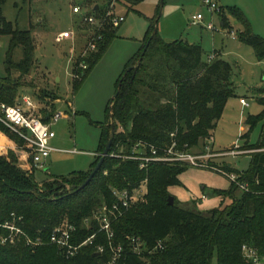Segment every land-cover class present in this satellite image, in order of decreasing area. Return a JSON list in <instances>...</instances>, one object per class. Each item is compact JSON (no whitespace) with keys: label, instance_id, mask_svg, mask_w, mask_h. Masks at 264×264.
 <instances>
[{"label":"trees","instance_id":"trees-1","mask_svg":"<svg viewBox=\"0 0 264 264\" xmlns=\"http://www.w3.org/2000/svg\"><path fill=\"white\" fill-rule=\"evenodd\" d=\"M91 1L98 5L92 10L101 16L112 0ZM123 1L134 4L139 0H116V3ZM4 2L0 0V35L6 34L9 39L4 58L5 75L0 76V100L13 104L18 84L10 81L11 70L29 72L35 45L30 29L14 26L2 14ZM219 10L221 24L226 25L227 14L221 7ZM228 11L243 23L238 39L251 45L259 58L263 57L264 38L253 32L238 8L229 6ZM156 21H150L139 49L117 78L116 88L121 79L118 92L109 99L107 107L109 120L101 123L99 153L88 170L53 176L38 186L33 174L17 165L13 149L0 153V220L10 218L13 212L21 216L16 223L31 238L42 240L35 246L22 239L14 243L0 242V264H108L116 246L121 249L113 264H245L241 252L244 243L264 255L262 97L259 98L262 110L247 115V131L241 134L244 142L239 149L249 150L248 167L238 170L224 164L227 169L241 173L239 177L247 182L248 189L236 195L237 186L231 181L227 188L214 189L218 194L229 196V203L220 202L207 212L183 207L175 197L170 204L168 187L180 182L178 174L187 164L151 161L141 168L137 160L122 156L129 154L138 140L154 145L159 151L172 142L176 148L190 150L200 141L211 140L212 129L226 100L235 95L232 67L227 61L219 57L204 59L199 43L180 38L163 39ZM100 31L102 37L97 41V48L79 57L85 66L73 67V90L116 36V27L110 25ZM17 46L22 50L18 60L13 58ZM50 107V111L45 110L46 117L53 112V104ZM117 123L122 130H116ZM257 123H261L258 138L249 142L248 133ZM0 130L18 147L23 144V139L1 122ZM108 138L112 139L109 154L89 181L78 188L99 159ZM142 183L145 185L142 196L113 220L111 238L94 219L86 226L85 218L103 202L109 204L114 200L112 187L131 190ZM64 219L75 226L71 234L73 244L93 235L90 242L81 244L69 255L48 241L52 228ZM1 231L8 230L1 228ZM137 242L142 243L139 253L133 249ZM157 243L161 247H155ZM97 245L103 249L98 251Z\"/></svg>","mask_w":264,"mask_h":264},{"label":"rangeland","instance_id":"rangeland-1","mask_svg":"<svg viewBox=\"0 0 264 264\" xmlns=\"http://www.w3.org/2000/svg\"><path fill=\"white\" fill-rule=\"evenodd\" d=\"M160 1L139 0L134 4L123 1L112 6L115 12L124 15V19L118 25H111L116 27V36L88 70L76 90L72 87L73 67H82L79 57L86 55L91 34L88 24L72 11V6L80 4L88 9L92 1L5 0L2 4L5 18L20 29H30L35 45L29 72L24 74L16 69L11 70L10 81L18 84L14 99L27 92L36 101L35 108L31 109L33 113L43 114L44 107L50 111L52 103L54 111L61 113L56 119L52 116L48 118L55 133L51 143L57 150L46 159V169L30 165V169L34 168L33 178L38 186H42L44 180H50L52 175L68 176L74 170L90 168L93 154L98 150L101 123L109 120L107 107L115 93L117 78L128 59L139 49L145 30L154 19L157 20V31L163 39L180 38L199 43L204 58L215 53L232 67L231 79L235 84V95L228 97L223 113L212 129L213 143L209 140L199 142L190 151H227L232 144L234 149L243 144L241 134L247 131L245 118L263 108L259 100L261 90L254 88L264 86V56L259 58L251 45L238 39V31L243 28V23L228 11V7L238 8L253 32L264 38V0H215L227 14L226 25L220 23V10L211 13L203 0ZM197 13H201L203 18L198 23H192L191 16ZM211 20L215 29L206 28ZM222 26H227L226 32ZM69 29L74 31L72 38L55 40L58 32ZM232 31L236 36H232ZM8 39V35H0V76L5 75L4 58ZM21 56V47L17 46L13 58L18 60ZM48 81L54 88L48 87ZM240 96L246 98L248 105L240 104ZM56 98L59 100L56 101ZM260 128L261 123L252 127L248 133L249 142L257 140ZM122 129L121 124L117 123L116 130ZM114 155L118 154L115 152ZM209 160L220 165L226 163L240 170L248 167L250 158L247 153L239 152L216 154ZM178 178V184L169 186L170 194L176 197L181 206L202 212L220 203L215 187L227 188L230 185L229 178L224 174L191 164L186 165ZM66 187L70 185L67 183ZM240 192L241 189L237 187L235 193Z\"/></svg>","mask_w":264,"mask_h":264},{"label":"built area","instance_id":"built-area-1","mask_svg":"<svg viewBox=\"0 0 264 264\" xmlns=\"http://www.w3.org/2000/svg\"><path fill=\"white\" fill-rule=\"evenodd\" d=\"M208 6L211 13L219 9V5L215 0H203ZM116 0H112L109 4L107 11L99 16L94 13L91 8H83L80 4L72 6V11L78 13L79 16L88 24V31L91 34V39L88 42L86 54L89 51L97 48V41L101 39V29L111 25H118L123 19L124 15L120 12L113 10V5ZM203 15L201 13L193 14L191 16L192 23H198L202 20ZM207 29H215V24L211 20L206 24ZM74 34L73 30H62L55 36L56 41H61L65 38H72ZM85 55V54H84ZM83 56V55H82ZM213 57L212 54L208 55V60ZM82 66H85L83 61ZM240 102L247 105L248 102L244 97H240ZM32 108H35L34 102L27 94H22L20 99H17L15 103L10 104L0 100V122L6 125L9 129L15 132L23 139V144L18 147L27 152V155L31 159L32 166L34 168H44L45 159L49 156L54 147L50 144L51 137L54 136V131L50 126L48 120H44L41 115L32 112ZM59 111H54L52 118L56 119L60 116ZM244 150L231 148L230 150H216L213 152H192L186 149L176 148L175 143L164 147L159 151L154 145L138 140L135 142L131 152L129 154H122L123 157L135 159L138 161L139 167H146L151 161L162 162H183L185 164H191L195 166L207 167L216 170L229 178L238 188L241 190H247L248 184L245 180L241 179L240 172L227 169L224 165L212 163L209 158L216 154H237ZM114 154V153H110ZM144 189V191H142ZM142 191V192H141ZM111 192L114 196V200L107 204L103 202L98 206L91 214L90 217L84 219L86 226L88 227L91 219H94L99 228L103 230L109 238L113 236L112 222L119 216L123 215L130 204L139 199L145 192L144 183L139 187H134L129 190L127 187L118 188L112 187ZM21 216H16L11 212V217L5 220H0V242L14 243L16 240L22 239L25 243H41L40 237L32 239L24 229L16 223L20 220ZM7 229V233L1 231ZM75 226L66 221L65 219L56 224L50 231L48 241L54 243L62 251V253L69 255L75 252V250L84 243L90 242L93 235L80 241L78 244L71 242V234ZM142 243L137 242L133 244V249L136 252H141ZM161 247V243H157L155 247ZM98 251L103 248L101 245H97ZM114 249V255L108 264H113L121 247L116 246ZM241 252L245 258V264H264V255L260 254L258 250L246 243L241 245Z\"/></svg>","mask_w":264,"mask_h":264},{"label":"crops","instance_id":"crops-1","mask_svg":"<svg viewBox=\"0 0 264 264\" xmlns=\"http://www.w3.org/2000/svg\"><path fill=\"white\" fill-rule=\"evenodd\" d=\"M94 6L95 5H93V3H92V5L90 6V8L92 7V9H94ZM121 13V12H120ZM220 23H221V20H220ZM222 25V24H221ZM222 29H223V31H227V27H224V26H222ZM232 36L234 37V36H236V34L232 31ZM212 54V53H211ZM209 55V54H208ZM208 55H207V57L206 58H204L203 57V55H202V57L204 58V59H207L208 60ZM213 55V57L212 58H216L217 56H216V54L215 53H213L212 54ZM211 60V59H210ZM46 84H47V82H45ZM233 83H234V81H233ZM235 85V84H234ZM48 87L49 88H54L53 86H52V84H50V81H48ZM254 89H258V90H261L260 92L262 93V96H260V98L262 97L263 99H264V92L262 91L263 89H264V86H255V88ZM22 94H27V95H29L27 92H23V93H21L20 95H18L17 96V99H20V97H21V95ZM34 96V95H33ZM29 97L32 99V101L34 102V105L36 106V101H35V99L32 97V95H29ZM240 97H243V96H240ZM240 97H239V99H240ZM245 98V97H244ZM16 99V100H17ZM246 99V98H245ZM15 100V101H16ZM59 100V98H56V101H58ZM247 101V100H246ZM69 102V101H68ZM226 102H227V100H226ZM239 102H240V100H239ZM53 104V106H54V103H52ZM51 104V105H52ZM240 104L242 105V106H246V105H244V104H242L241 102H240ZM225 105H226V103H225ZM248 105V104H247ZM225 107V106H224ZM45 110H47V109H45V107L44 108H42V111H43V114H40L42 117H45L47 120H48V118H50L51 116H52V114L54 113V110H55V106H54V109H53V112L50 114V116L49 117H46L45 115ZM224 110V109H223ZM47 112H48V110H47ZM223 113V112H222ZM49 121V120H48ZM241 127V129H244V127H242V126H240ZM247 127V126H246ZM55 137V134H54V136L53 137H51V139H50V144L53 146V144L51 143V141H52V138H54ZM210 142H211V144L213 143V135H212V138H211V140H209ZM201 142H203V141H200V143ZM54 147V149L51 151V152H53V151H56L57 150V148H56V146H53ZM235 146H234V144H232L231 145V148H234ZM8 148H11V149H13L15 152H16V154H17V165L21 168V169H23V170H25V171H27V172H29V173H32L33 174V170H34V168H33V170L32 169H30V165L32 164V162H31V159L29 158V156L27 155V152L25 151V150H23L22 148H18V146L16 145V143L14 142V140H12V139H10L9 137H7L2 131H0V153H2L4 150H6V149H8ZM238 148H239V146H238ZM248 151L249 150H244V151H242V152H245V153H247L248 154ZM51 152H50V154H51ZM99 153V151L97 150V151H95L94 152V154H93V156H94V158H95V156L97 155ZM49 154V155H50ZM249 155V154H248ZM48 158V157H47ZM46 158V159H47ZM249 158H250V155H249ZM46 159H45V161H46ZM91 164H92V162H91ZM229 165V164H228ZM91 167V166H90ZM44 170L46 169V162H45V167L43 168ZM240 170H243V169H240ZM53 177V175L51 176V177H49V178H52ZM46 180H48V179H46ZM171 186V185H170ZM224 188H226V187H224ZM168 189H169V187H168ZM214 189H216V187L214 188ZM217 193V192H216ZM218 194V193H217ZM236 194V193H235ZM236 195H239V194H236ZM175 197V196H174ZM218 198H219V200H221L220 202H223L224 204H226V203H229L230 201H231V198L229 197V196H225V197H223L222 198V194H218V196H217ZM176 198V197H175ZM228 199V200H227ZM227 200V201H226ZM219 205V204H218ZM218 205H216V206H218ZM216 206H213V207H216ZM212 207V208H213Z\"/></svg>","mask_w":264,"mask_h":264},{"label":"water","instance_id":"water-1","mask_svg":"<svg viewBox=\"0 0 264 264\" xmlns=\"http://www.w3.org/2000/svg\"><path fill=\"white\" fill-rule=\"evenodd\" d=\"M162 1H163V0H161L160 3H162ZM97 7H98V5H95V6H94V9H97ZM159 12H160V11H159ZM146 44H147V43H146ZM145 47H146V45L144 46V48H143V50H142V53H143V51L145 50ZM142 53H141V54H142ZM134 67L136 68V65H134ZM128 68H130V67H128ZM120 80H121V79H120ZM120 80H119V82H118V85H117V88H116V90H115V93H114V95H113L111 98H113V97L115 96V94L118 92V88H119V85H120ZM109 108H111V105L109 106ZM109 116H110V124H111V126H113V120H112V118H111V113H110ZM111 141H112V139H111V138H108L107 142L105 143L103 149H102L101 152H100V157H99V159L97 160V162L95 163V165L93 166V168L91 169V171L89 172V174H88V176L86 177V179H85V180L79 185L78 188L84 186V185L89 181V179L94 175V173L100 168V166H101V164H102V162H103L105 156H107V155L109 154ZM167 198H168V203L172 204L173 201H174V196H173L172 194H169Z\"/></svg>","mask_w":264,"mask_h":264}]
</instances>
